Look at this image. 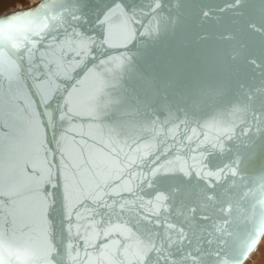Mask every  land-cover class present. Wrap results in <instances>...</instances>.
<instances>
[{
    "label": "water",
    "instance_id": "water-1",
    "mask_svg": "<svg viewBox=\"0 0 264 264\" xmlns=\"http://www.w3.org/2000/svg\"><path fill=\"white\" fill-rule=\"evenodd\" d=\"M126 2L139 15L134 29L122 16H114L100 27L97 21L112 0H39L15 10L20 12H6L1 14L6 17H0L47 5L40 24H55L49 28L50 34L45 32L29 45L35 54L31 61L25 57L23 73L19 56L13 59L0 55V124L5 127L0 132V187L17 193L11 208L29 215L39 211L42 201L51 204L55 200L54 244L61 253L58 264H134L132 253L143 239L138 234H114L105 244L103 235H96L99 229L86 231L87 220H78L75 214L69 219L80 201L87 198L94 202L104 196L103 191L90 196L96 188L94 175L99 177L97 164L111 161L117 152L125 165L137 161V166L130 169L131 179L126 175L117 189L124 192L121 203L130 205L136 198H130L126 189L138 183L136 177L142 171L139 157L145 153L160 155V164L171 161L179 167L186 163L193 170H209L210 166L217 171L238 161L246 178L239 186L222 178L219 191L223 211L218 204L216 214L207 222L209 232L223 237L219 241L221 249H231L261 217L259 200L264 198V179L258 172L264 170V130L250 129L244 135L240 130L251 122L252 114L264 113V95L256 91L264 81V36L249 27L255 24L264 28V0H247L239 8L227 7L232 0H178V7H170L173 0H164L162 14L175 17V22L155 35H144L151 21L147 16L153 0ZM69 10L79 17L76 31L103 32L107 43L106 48H100L98 42L97 59L83 72L79 69L89 57L77 61L79 41L71 38V29L68 35L63 31L64 24L75 23ZM205 11L210 15L204 17ZM40 30L43 32V28ZM132 31L138 34L133 37ZM225 33H232L235 40L222 39ZM238 50L240 55L231 59V52ZM103 52L107 56L102 60ZM121 57L126 59L117 68ZM249 57L255 58L260 68L248 63ZM14 65V75L10 76ZM215 84L226 89L223 97L213 100L198 96L200 89ZM237 99L245 110L225 111V106L231 107ZM195 101H200V109L191 112L189 105ZM164 105L181 119L188 112L195 122L179 129L168 125L171 132L158 128L135 144L132 140L144 136L142 132L129 133L132 139L116 135L122 125L131 131L152 119L163 120ZM225 135L232 137L229 150L222 153L212 149L211 144ZM155 159L153 155L148 163ZM100 182L104 183L102 178ZM44 184L49 186L46 201L41 191ZM147 199L145 212L150 211ZM77 212L82 217L90 214L88 205ZM169 220L178 224L182 217L173 214ZM112 224L119 221L113 218ZM81 235L85 239H80ZM32 243L35 264H45L38 226ZM229 254L221 258L222 264ZM201 255L211 264L207 253ZM215 255L212 253L213 258Z\"/></svg>",
    "mask_w": 264,
    "mask_h": 264
},
{
    "label": "snow or ice",
    "instance_id": "snow-or-ice-1",
    "mask_svg": "<svg viewBox=\"0 0 264 264\" xmlns=\"http://www.w3.org/2000/svg\"><path fill=\"white\" fill-rule=\"evenodd\" d=\"M246 2L247 0H232V3L227 7L239 8ZM163 3L164 0H153L151 14L147 16L151 18V21L145 28L144 35H155L167 30L174 24L175 17L168 18L162 14ZM178 6V0H173L172 5H170V7ZM46 7L47 5H42L36 10L0 18V55L13 59L19 56L21 58L19 65L21 73H23L25 57L31 61L35 54L34 48L29 45L36 38L44 35L45 32L50 34L49 28L55 27V24H40L42 10ZM69 14L75 23L64 24L63 31L65 35H68L69 29H71V38L74 41H79L76 60L80 61L82 57H89L79 69L80 72H83L97 59L98 42L100 48H106L107 43L103 32L76 31L79 17L75 16L71 10H69ZM202 15L207 17L210 13L205 11ZM114 16H122L128 24L133 25V29L139 20L137 10L129 5L126 0H112L111 5L106 7L103 16L98 19L97 23L103 28L104 24ZM141 26L143 27V25ZM249 27L264 36V28L255 24H250ZM41 28H43V32L40 30ZM137 34V32L132 31L133 37ZM221 38L226 41L235 40L232 33H225ZM233 46L235 47V45ZM242 49L243 45H240V50ZM239 55V50L233 51L230 58L236 59ZM105 56H107L106 52L100 54L102 60ZM125 59L126 57L120 58L117 68L122 66ZM248 63L260 68V64L253 57L248 58ZM15 67L14 65L10 76L14 75ZM256 91L264 95V81L261 82V86ZM225 92L226 89L222 84L206 85L198 91V96L201 99L211 97L216 100L223 97ZM247 96L248 94H246ZM240 103L237 99L231 107L225 106V111L230 110L233 113L244 111L245 108L241 107ZM63 108L67 111L68 105L65 104ZM199 109L200 101H195L189 105L191 112H196ZM162 111L166 113L163 120L152 119L149 123L134 127L131 131L127 130V125H122V131H117L116 135L128 136L129 139H132L129 133L142 132L144 136L132 140V143L135 144L139 139L146 138L158 128H167L168 125H172L173 128L179 129L181 125L187 126L195 122L189 117L188 112H184L183 119L178 118L174 110L168 105H164ZM250 129L264 130V113L258 116L252 114L251 122H246L241 128V135L249 133ZM4 131L5 127L0 124V132ZM167 131L171 132L172 128H167ZM193 132L195 133V129ZM231 138L228 135L218 138L215 143L211 144L212 149H219L222 153L228 151V142ZM188 139L192 140V137H188ZM153 155L156 156V159L149 164L148 161L152 160ZM160 159L161 156L156 153H145V156L139 157L142 171L136 177L138 183L126 189L130 198H136L133 199L131 205L128 202L121 203L124 200V192H119L117 189L126 175H129L131 179L130 169L137 166V161L130 160L125 165L120 160L119 152H117L111 161L98 163L99 177L94 175L96 188L90 192V196H95L99 191H103L104 196L99 197L94 202H90L87 198L80 201L72 209L69 219H71L72 214H75L78 220H87L89 223L86 231L87 229H99L96 235L102 234L105 244L112 239L114 234H138L143 239L138 244L136 251L132 253L134 264H207L201 255L202 253H207L211 264H222L221 258L225 256L226 252L230 254L223 264H241L248 254L256 249L258 240L264 235V198L259 200L262 212L258 225L249 230L243 237L238 238L231 249H221L219 241L223 237L216 236L214 232H209L207 224L216 214L218 204L220 211H223V202L220 199L222 194L219 191L222 178L225 182L228 179L235 181L236 186H239L246 178L244 172L239 168L238 161L232 163L231 166H226V168L212 171L210 166L209 170L203 168L193 170L186 163L177 167L171 161L164 165L159 163ZM126 168L129 171H126ZM258 173L261 179H264V170ZM237 177L240 179L237 180ZM101 178L104 181L103 184L100 182ZM49 179L51 180L52 177ZM55 179L58 186L59 172H57ZM48 187V184H44L41 189L45 201L48 195ZM261 187L264 188V184ZM110 189L112 191H109ZM15 195L18 194L0 187V264H35L36 249L33 246L32 237L37 226L44 244L43 260L45 264H58V257L61 253L54 244L55 200L51 204L42 201L39 211H34L29 215L11 208ZM145 197H148L147 204L150 208L148 212L144 211ZM84 205L89 207L90 214L87 217H82L77 212V209ZM173 214L176 217H182L178 224L169 220ZM113 218L119 221V224L113 225ZM105 225L107 226L105 227ZM161 228L164 229L163 232H160ZM49 234H51V239H49ZM209 235L212 237L211 239L208 238ZM80 239L85 238L81 235ZM85 242L87 243V240ZM227 244L228 241L225 240V245ZM68 247L72 248V245L70 244ZM212 253L216 254L214 258ZM119 255L118 251L117 256Z\"/></svg>",
    "mask_w": 264,
    "mask_h": 264
},
{
    "label": "clouds",
    "instance_id": "clouds-1",
    "mask_svg": "<svg viewBox=\"0 0 264 264\" xmlns=\"http://www.w3.org/2000/svg\"><path fill=\"white\" fill-rule=\"evenodd\" d=\"M33 3H35V0H29V5L31 6ZM22 5H16V9H22ZM7 12L10 14H14L20 11H14L12 8H8ZM8 16V15H7ZM0 17H6L5 15H0ZM256 252H264V237H261L257 242V247L254 250V253ZM253 254H250L244 261V264H256V261L252 258ZM261 264H264V262H261Z\"/></svg>",
    "mask_w": 264,
    "mask_h": 264
},
{
    "label": "rangeland",
    "instance_id": "rangeland-1",
    "mask_svg": "<svg viewBox=\"0 0 264 264\" xmlns=\"http://www.w3.org/2000/svg\"><path fill=\"white\" fill-rule=\"evenodd\" d=\"M37 0H35V2H36ZM22 5L23 7H27V6H30L29 5V0H12V2H9L6 6H4V9H2V10H0V14H2V13H4V12H6L7 11V9L8 8H12L13 10H15L16 9V5ZM34 4V3H33ZM32 4V5H33ZM22 7V8H23ZM263 237H264V235H263ZM253 252V251H252ZM251 252V253H252ZM256 254V256H255V258H257L256 260H258V259H260L261 257H263L264 256V252H256L255 253ZM261 254H262V256H261ZM255 260V259H254Z\"/></svg>",
    "mask_w": 264,
    "mask_h": 264
},
{
    "label": "bare ground",
    "instance_id": "bare-ground-1",
    "mask_svg": "<svg viewBox=\"0 0 264 264\" xmlns=\"http://www.w3.org/2000/svg\"><path fill=\"white\" fill-rule=\"evenodd\" d=\"M38 1H39V0H37L33 5H35ZM9 2H12V0H0V10L4 9V6H6ZM33 5H31V6H33ZM27 7H30V6H27ZM27 7H23V8H27ZM15 10H19V9H15ZM15 10H14V11H15ZM6 12H7V11H6ZM6 12H4V13H6ZM4 13H2V14H4ZM0 15H1V14H0ZM261 237H263V235H262ZM250 254H253V255H252V258H253V260L255 259L254 261H256V264H261V262H264V256L261 257L260 259L256 260L257 258H255L256 254L254 253V251H253L252 253H249L248 256H249ZM248 256H247V257H248ZM261 256H262V254H261ZM244 261H245V260H244ZM244 261H243L241 264H244Z\"/></svg>",
    "mask_w": 264,
    "mask_h": 264
}]
</instances>
